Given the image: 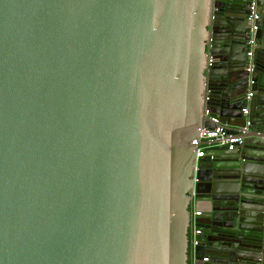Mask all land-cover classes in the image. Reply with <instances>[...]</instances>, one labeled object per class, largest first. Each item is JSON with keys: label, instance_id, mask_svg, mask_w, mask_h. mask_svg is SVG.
<instances>
[{"label": "water", "instance_id": "obj_1", "mask_svg": "<svg viewBox=\"0 0 264 264\" xmlns=\"http://www.w3.org/2000/svg\"><path fill=\"white\" fill-rule=\"evenodd\" d=\"M249 4L0 0V264H264ZM206 110L244 145L197 158Z\"/></svg>", "mask_w": 264, "mask_h": 264}, {"label": "built area", "instance_id": "obj_2", "mask_svg": "<svg viewBox=\"0 0 264 264\" xmlns=\"http://www.w3.org/2000/svg\"><path fill=\"white\" fill-rule=\"evenodd\" d=\"M260 14L259 9L257 5V0H250V4L248 7V17L247 20L251 24V29L249 32V40H248V51H247V57L252 58L255 51L261 46L259 45L257 35L260 28L259 22H260ZM255 65L251 62L246 67V72L248 74H252L254 71ZM251 85H253V81L250 82ZM253 96V92L249 91L246 98H245V107L242 110L243 116H248L249 114V101H251V98ZM205 117H209L210 123L213 125L212 129H202L200 132L199 140L193 141V145L198 146L197 151V158H200L203 156V150L204 147H199L200 142L211 144L212 142H216L219 145H227L229 150H233L236 147H241L245 143L244 135L248 133V129L250 127V122H247L245 127L240 130L239 132H232L226 126H224L220 119L216 116H210V111L206 110ZM264 142V139H263ZM196 182V180H195ZM196 191H193V196H195ZM200 212H195L194 216H199ZM201 235V231L198 228H193L191 237H190V244L192 247H196L199 245L198 237ZM204 261H207V258L204 259Z\"/></svg>", "mask_w": 264, "mask_h": 264}, {"label": "crops", "instance_id": "obj_3", "mask_svg": "<svg viewBox=\"0 0 264 264\" xmlns=\"http://www.w3.org/2000/svg\"><path fill=\"white\" fill-rule=\"evenodd\" d=\"M261 12V9L259 8V13ZM262 44L260 45V46H262V48H260L261 50H264V39L262 40V42H261ZM244 107H245V104H244ZM258 142V140L256 139V138H253L251 141H250V146H252L253 148H256V146H257V143ZM248 153H253L254 152V150L253 149H248ZM249 158H252V155H250L249 154V156H248ZM256 167L257 166V164L256 163H254V164H252L251 163V167Z\"/></svg>", "mask_w": 264, "mask_h": 264}, {"label": "flooded vegetation", "instance_id": "obj_4", "mask_svg": "<svg viewBox=\"0 0 264 264\" xmlns=\"http://www.w3.org/2000/svg\"><path fill=\"white\" fill-rule=\"evenodd\" d=\"M192 230H193V229H191V230H190V232H189V234H190V237H191ZM200 231H201V229H200ZM201 234H202V233H201Z\"/></svg>", "mask_w": 264, "mask_h": 264}]
</instances>
